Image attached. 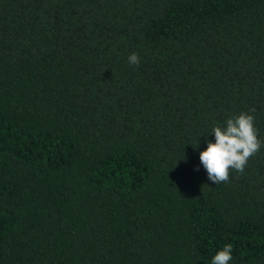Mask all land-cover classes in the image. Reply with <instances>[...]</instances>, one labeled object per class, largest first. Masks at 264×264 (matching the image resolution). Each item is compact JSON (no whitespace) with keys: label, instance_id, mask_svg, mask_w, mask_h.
<instances>
[{"label":"trees","instance_id":"1","mask_svg":"<svg viewBox=\"0 0 264 264\" xmlns=\"http://www.w3.org/2000/svg\"><path fill=\"white\" fill-rule=\"evenodd\" d=\"M241 112L261 148L215 184L199 153ZM229 243L264 264V0H0V264Z\"/></svg>","mask_w":264,"mask_h":264},{"label":"clouds","instance_id":"2","mask_svg":"<svg viewBox=\"0 0 264 264\" xmlns=\"http://www.w3.org/2000/svg\"><path fill=\"white\" fill-rule=\"evenodd\" d=\"M128 61L138 66L139 55L130 54ZM210 133H214L215 140L207 142L206 148L199 153V159L208 179L215 184L228 182L232 171L243 173L248 160L262 145L255 118L247 112L229 117L224 126H214ZM231 260L232 245L229 243L216 252L211 264H229Z\"/></svg>","mask_w":264,"mask_h":264}]
</instances>
